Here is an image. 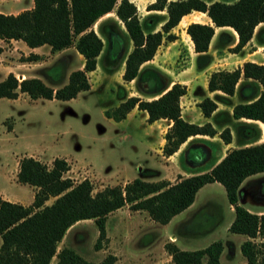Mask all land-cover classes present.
I'll return each mask as SVG.
<instances>
[{
    "label": "trees",
    "instance_id": "1",
    "mask_svg": "<svg viewBox=\"0 0 264 264\" xmlns=\"http://www.w3.org/2000/svg\"><path fill=\"white\" fill-rule=\"evenodd\" d=\"M146 9H165L166 19L159 30L144 32L136 7L129 0H32L31 8L16 14L0 12V41L20 39L31 48L47 45L51 52L73 44L75 52L83 59L81 68L71 70L66 81L56 87L45 84L37 77L17 81L9 72L0 80V98L15 99L18 93H24L30 99L68 100L88 90L86 73L95 68L96 57L102 48V41L92 25L99 17L114 10L132 44L124 59L122 79H135L141 93L157 97L144 100L128 96L118 105L105 109L104 116L119 121L136 107L146 112L148 123L160 118L171 120L163 135L161 153L164 156L175 152L189 136H213L216 130L209 123L197 125L180 117L178 101L185 93V85L170 83L168 76L156 68L139 67L153 57L163 37L168 41L175 38L170 30L191 11L205 13L211 22H190L185 27L193 51L197 53V70L210 62V56L205 52L214 27H228L235 34L236 41L228 47L229 52H239L252 38L257 44L264 45V0L213 1L208 4L203 0H154L146 5ZM260 24L263 25L258 27ZM109 30V36L113 38L115 32ZM232 42L231 37L225 45ZM1 50L0 46V53ZM37 59V55L30 53L24 60ZM240 79L238 89L243 102L233 105L231 116L259 121L264 125V63L244 61L232 70L212 71L207 79V89L232 95ZM198 107L203 116L208 117L216 104L205 97ZM238 132L248 138L252 136L251 130L246 127L238 128ZM219 137L224 143L230 142L229 129L224 127ZM67 170L68 164L62 158H53L50 167L31 156H22L18 160L16 181L35 190L28 205L0 198V264H49L53 256L56 258L54 264H113L115 256L112 254L92 262L69 247H61L58 251L56 247L74 223L92 219L97 229L93 248H101L107 239L105 216L124 205L133 211H145L156 223L166 224L193 202L200 187L211 182L223 187L228 204L233 208V219L227 230L252 239L264 238V212H250L239 202V188L243 180L264 172V140L230 149L208 171L179 176L172 183L133 178L123 185L105 186L93 193L88 179L73 183L64 175ZM50 197L53 200L45 204ZM163 247L172 264H221L220 241H212L194 250L179 249L169 241ZM239 250L245 264H264V241L244 240Z\"/></svg>",
    "mask_w": 264,
    "mask_h": 264
},
{
    "label": "rangeland",
    "instance_id": "2",
    "mask_svg": "<svg viewBox=\"0 0 264 264\" xmlns=\"http://www.w3.org/2000/svg\"><path fill=\"white\" fill-rule=\"evenodd\" d=\"M0 1L1 12H15L28 6L27 0ZM93 27L105 42L96 25ZM226 29L224 43L232 37V31ZM221 52L223 55L214 61V68L230 69L241 61H264V45L257 44L254 38L236 54L228 48ZM24 59L22 55L16 57V61H29L31 66L18 68L17 62H9L7 67H2L0 62V80L6 72L20 80L25 73L56 87L83 61L72 50L56 55L46 52L39 61ZM97 81L96 75H90L93 87L68 100L30 99L24 93H18L15 99L0 98V194L20 204L31 200L30 186L17 182L16 177L15 182L13 176L16 162L26 155L48 167L52 158L66 159L69 169L64 175L73 183L88 179L93 193L105 186L123 185L133 178L151 181L157 177L151 172L160 170L161 161L151 149V140L142 135L137 118L114 122L104 116L103 108L112 104L114 94L112 98L108 89L96 86ZM240 84L241 81L237 89ZM240 187L239 201L244 208L264 210V172L249 176ZM52 200L50 197L47 202ZM176 217L158 226L146 212L133 211L124 205L105 216L107 239L101 248H93L97 229L94 220L87 219L69 227L56 250L69 247L92 262L112 254L115 256L113 264H169L163 244L171 240H161L158 236L173 235L177 246L184 250L202 248L216 240L226 248L232 242L236 252L233 262H238L241 256L238 243L243 237L226 228L233 219V211L220 184H204L196 192L191 208ZM55 261L53 256L49 264ZM220 262L226 264L222 256Z\"/></svg>",
    "mask_w": 264,
    "mask_h": 264
},
{
    "label": "crops",
    "instance_id": "3",
    "mask_svg": "<svg viewBox=\"0 0 264 264\" xmlns=\"http://www.w3.org/2000/svg\"><path fill=\"white\" fill-rule=\"evenodd\" d=\"M27 1H28V6L21 8L19 11H15V12L0 11V12L4 14H16L24 9H29L32 6V0H27ZM129 1H131L136 7L139 23L141 29L144 32L156 31L160 29V25L166 19L165 9L147 10L146 5L150 4L154 0H129ZM203 1L208 4L213 1L231 3L235 0H203ZM109 14L112 15L107 16ZM190 22L211 24L209 18L203 12L191 11L190 13L183 15L178 21V23L170 30V33H172L175 36V38L173 40L168 41L165 40L163 37L153 57L150 60L143 62L140 65L139 69L156 68L168 76L170 83L177 82L179 84L185 85V93L179 97V101H178L179 109H180V117L188 123H193L197 125L209 123L216 130V133L213 136H208V135L189 136L184 142H182L179 145L178 149L175 152H173L169 156H164L161 153V148L164 144L163 135L165 131L170 127L172 123L171 120L160 118L152 121L151 123H148L146 121L147 114L145 111L138 110L136 107L132 108L125 115L123 119L116 122L129 121L130 119L137 118L139 125L141 126L142 135L146 136L148 139L151 140V149H153V152L159 157L161 161L160 170L156 172L155 171L151 172L153 175L157 176L156 178H151V181L167 180L170 182L174 178H176L177 180L179 176L186 177V176L206 172L214 164H216L230 149L241 146L258 144L264 140V125L261 122L245 119V118L235 119L231 116V110L233 105L239 102H243L239 94V89H237V85L235 86V90L232 95H226L220 92L219 90L209 91L207 89V79L212 71L232 70L237 66L236 65L230 69L214 68L215 66L214 61L218 57L223 55L221 51H224L226 48L231 47L235 43L236 41L235 34L229 28L232 31V33L230 34L232 36L233 42L231 44L225 45L222 38L223 35L226 32H228L226 29L228 27H214L213 36L211 37L207 50L205 52L210 56V62L206 67L197 70L195 68V58L197 56V53L193 51L192 43L189 39V36L185 32V27ZM95 25L98 31L100 32V34L104 36L105 42L103 41L101 36L97 33V31H95V28L93 27ZM92 29L100 37L102 41V48L96 57L95 68L86 73L88 82L90 75L92 74L93 76L96 75V77L98 78L96 86H100L103 87L104 89L105 88L108 89L112 93V98L114 94V99H112L113 101L112 104L103 108V111L107 108H111L118 105L119 102H121L124 98L128 96H137L144 100H150L152 98H156L157 95H148L141 93L136 87L135 79H132L130 81H124L122 79L124 59L126 57V54L131 50L132 44L124 30L122 23L116 18L114 14V10L99 17L93 23ZM108 29H111L109 31L113 30L115 32V34H113L114 35L113 38H110L109 32L107 31ZM214 36H217V38L214 39ZM0 46L2 48L0 53V62L2 64V67H7L10 64L9 62H13V63L17 62L16 66L18 68H22L24 65L27 66L28 63H30L29 61H27L28 63L26 61L25 62L16 61V57H20L21 55L26 57L30 53L35 54L39 57V59L35 61H39L42 58V54L46 52L56 55L67 52L68 50H72V52L76 53L74 49V45L56 52H51L49 46L47 45H40L31 48L28 47L20 39L1 40ZM250 61L256 62L253 60ZM242 62L243 61H241L238 64V66H241ZM260 63H264V61ZM81 66L82 63L79 66V68H81ZM7 73L8 72L5 73L4 77L6 76ZM21 76L23 78L25 76L33 77L25 73H23ZM240 81H242V79H240L239 82ZM92 87H93L92 84L89 82V89H91ZM205 97L213 100L216 104V108L208 117L203 116V114L200 111V108L198 107V103ZM224 127H227L230 132L231 139L230 142L228 143H224L219 137V132ZM244 127H246V129L249 128L251 130L252 136L250 138L239 134L238 128H244ZM64 160L69 166V162L66 159ZM17 166H18V161L16 162L14 168V173H13L14 181L17 172ZM30 190H31V200L27 204H22V205H28L31 203L33 199L34 187L30 186ZM0 198L4 200H8L10 202H15L13 199L8 198L3 194H0ZM45 204H49V203L45 201ZM192 204L193 202L181 212L191 208ZM229 208L231 211H233L231 205H229ZM246 209L250 212H254L257 214L264 212L263 209H257V210H250L248 208ZM181 212H179L178 214H180ZM176 215H174L168 222H171L172 219L177 218ZM156 224H158L159 226V223ZM241 236L243 238H241L240 242L238 243V247L240 246V243L242 241L247 239L256 242L264 241V238L260 239L257 237L252 239L245 235H241ZM158 238L161 240L170 239L171 241L169 242H172L177 246L176 244L177 239L173 235H167V237L158 236ZM220 243L222 245V248L219 254V262H220V257L222 256L226 264H235V262H233L236 256L235 245L232 242H229V244H227V247L225 248L221 241ZM177 247L179 249L184 250L180 246ZM165 260L169 264H172L170 261V256L167 253ZM236 264H245V258L241 255L240 257H238V262H236Z\"/></svg>",
    "mask_w": 264,
    "mask_h": 264
},
{
    "label": "built area",
    "instance_id": "4",
    "mask_svg": "<svg viewBox=\"0 0 264 264\" xmlns=\"http://www.w3.org/2000/svg\"><path fill=\"white\" fill-rule=\"evenodd\" d=\"M16 79H17V81H20V79H19V78H17V77H16Z\"/></svg>",
    "mask_w": 264,
    "mask_h": 264
}]
</instances>
